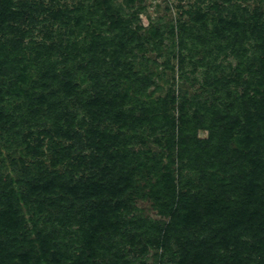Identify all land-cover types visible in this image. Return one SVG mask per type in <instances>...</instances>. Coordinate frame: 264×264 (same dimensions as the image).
Instances as JSON below:
<instances>
[{
  "label": "trees",
  "instance_id": "1",
  "mask_svg": "<svg viewBox=\"0 0 264 264\" xmlns=\"http://www.w3.org/2000/svg\"><path fill=\"white\" fill-rule=\"evenodd\" d=\"M229 1L208 0L201 13L193 11L197 0L188 23L168 27L159 68L174 73L176 61L179 81L193 93L179 88L153 101L150 76L132 68L133 49L147 52L133 28L140 9L116 12L112 0L72 7L66 0H0V139L29 125L38 142L27 149L48 139L52 155L49 169L37 168L40 161L16 181L20 200L30 204L27 217L9 198L0 205V264H149V251L150 264H264V13L225 6ZM35 29L43 40L34 39ZM79 29L88 30L82 40ZM50 36L60 40V60L51 55ZM221 55L235 66L218 63ZM123 87L132 101L126 113L116 107ZM167 105H177L175 124ZM153 124L151 131L162 132L158 144L171 152L170 170L151 189L163 220L127 223L122 205L111 203L131 188L134 171L153 167L128 172L129 154L112 125L138 135ZM99 176L111 177L96 182L101 192L91 182Z\"/></svg>",
  "mask_w": 264,
  "mask_h": 264
},
{
  "label": "rangeland",
  "instance_id": "2",
  "mask_svg": "<svg viewBox=\"0 0 264 264\" xmlns=\"http://www.w3.org/2000/svg\"><path fill=\"white\" fill-rule=\"evenodd\" d=\"M66 1L67 5L69 7H72L80 0ZM195 1L197 0H112V9L113 11L116 10V12L119 11V8H122L124 11L129 13H134V11L140 9L137 23L133 25V28L135 26L139 27L136 32V37L147 49V52L143 54L139 53L138 49H133L132 52L136 55L137 60L132 68L135 72H141L142 76H150L152 83L146 91V95H149L148 97L150 98H146L148 100L154 101L158 97L162 99L166 96L167 93H170V91L177 90L179 88L181 90L187 91V93H193V89H191L188 83L179 81L178 75L176 73V61H172V65L174 66V73L170 71L163 72V69L159 67L165 56L167 55L166 53L170 45L167 34L168 27L176 26L178 22L188 23V13L191 12L189 10V5H194ZM229 2L230 3L225 4V6L231 5L233 6V8H248L250 12H252L254 8H258L262 13H264V0H230ZM195 4L196 6H193V11H200L201 13L209 11L210 4L208 3V0H198V2ZM226 13L227 12L223 14ZM211 14H213L212 11ZM28 27L31 26H29L28 24L23 25L21 26V29L23 31H26L29 29ZM80 30L81 29H79V31ZM87 31L88 30H81V33L79 32L81 34L79 40H82V38L85 36V32ZM157 32L161 33L159 34V36L162 41H158V38L154 37L156 36ZM33 34L36 41H41L44 38L43 32H40L39 29H35L33 31ZM50 38L51 39L47 41V44L54 45V48H56L51 55H53L56 60H60L55 54L59 49V46L57 44L60 43V40L57 38L53 39V37L51 36ZM138 43L139 42H137V44ZM63 45H65L64 42L61 43V46ZM131 47L134 48V46ZM24 53L25 59H28L29 55H31L30 51L28 50H26ZM154 59L155 61H157L156 63L158 64V67L153 66L150 63V61ZM148 60L149 62H147ZM140 61L144 62L143 66L139 64ZM217 62H223L226 66H235V62L231 57H228L227 59L223 57V55L218 56ZM190 71L191 69L188 68L186 70V73L189 74ZM196 75H198V72L196 73ZM113 77H115V74ZM111 84L115 85L116 82H113ZM195 85L197 86L198 83H196ZM107 90L109 91V89ZM116 95L118 96L116 106L117 109H122V111L125 113L128 112V110L132 106V101H126L124 99V96H126L125 88L123 87L119 90L117 88ZM129 98L134 99V94H130ZM138 111L139 109L137 108V112ZM167 112L170 113L169 122L175 124L179 116L177 105H167L166 115L169 114ZM44 125V122L41 121L38 127L42 126V128H45ZM155 127V124L147 125L145 132H141L140 134L135 135L131 133L126 126L112 125L113 135L118 137V142H120L119 144H122L123 149H126L127 154H129V157H127L129 161L128 172H133V168L137 167L139 164H145L146 167L150 168L153 167L152 171H148L144 167L141 173L137 171L138 169L134 171V174L132 176L133 185L131 186V188H129L125 192L123 191L124 193H121V196L111 203L112 205H122L123 209L121 212L124 213L127 223L132 218L138 217H141L142 219L146 218L152 220H163V218L159 216V214L153 207L154 197L151 189L153 188V185L157 183L158 179L160 177H163L162 174L170 170L168 167V158H170L171 152L160 147V145L158 144V140H160L162 132H160L158 129L151 131V129ZM46 129H49V125H46ZM34 132L35 131L33 127H29L28 125V128H21L15 137H12V134H10L4 137L3 140L0 139V161L2 162L1 181L2 184L4 182V187L2 188H6L0 191V205L8 204L4 200H7L9 198V200L11 201V205H15V207L18 208L17 211H20L24 217H27V211L30 204H26L25 201L20 200L21 194H18L17 192H21L22 188L19 189V184L16 183V181H20L21 174L25 171L26 167L31 168L41 161L44 166L40 165L37 168L41 169V171H44L46 169H49L52 164V155L48 151V139H44L39 148H34L31 150L27 149L29 144L32 147L36 145V142H38L35 140L36 133ZM27 136L29 137V139L27 138ZM207 136V131L205 130H199L197 133V137L199 139H206ZM37 168L35 167L34 171ZM102 177L105 179V181L111 178L108 176L107 178L106 176H99L91 180L92 184L95 185L97 189L99 188L98 190L100 192L104 189V187H101V185L96 182L100 181L99 179ZM192 181L194 182V184L197 182V180L194 179ZM5 191L13 192L9 197L4 198V196L8 194L5 193ZM0 209H2L1 206ZM126 209H128L127 212L125 211ZM76 228L77 226L74 225L69 229L66 239L70 242L72 236H74L73 233H75L76 236ZM64 230H66V227H64ZM153 254V251H149L147 254L149 264L152 263ZM106 257L109 256L107 255Z\"/></svg>",
  "mask_w": 264,
  "mask_h": 264
}]
</instances>
